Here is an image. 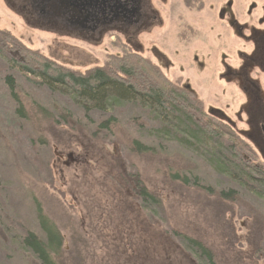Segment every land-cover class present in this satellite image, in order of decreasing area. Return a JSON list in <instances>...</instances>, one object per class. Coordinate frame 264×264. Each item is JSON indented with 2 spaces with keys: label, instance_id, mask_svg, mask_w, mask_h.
<instances>
[{
  "label": "rangeland",
  "instance_id": "374dc122",
  "mask_svg": "<svg viewBox=\"0 0 264 264\" xmlns=\"http://www.w3.org/2000/svg\"><path fill=\"white\" fill-rule=\"evenodd\" d=\"M227 1L208 0L204 12L197 13L182 0H170L163 10L166 29L145 40L169 55L157 62L173 80H188L205 107L221 108L234 119L241 98L235 86L220 81L223 68L217 60L227 55L236 66L238 53L248 49L224 21L214 25L212 7L216 11L217 4ZM263 4L233 0L232 11L243 24L254 6V18H259ZM13 5L11 11L0 3V30L21 35L41 54L68 56L74 64L92 59L103 64L108 55L122 53L119 33L87 43L40 22L26 27L21 17L28 14L21 12L22 5ZM8 76L14 79V95ZM91 105L65 87L50 90L34 83L0 54V264H37L23 239L28 233L44 238L42 226L62 237L57 264H128L126 255L134 250L141 254L147 246L159 253V244L175 252L167 264H210L187 240L201 243L215 264H242L236 250L245 244L251 250L264 247V195L256 192V180L262 177L242 174L231 163L229 140H215V148L206 150L200 142L186 143L184 132L169 128L139 102L104 112L87 110ZM110 119L115 122L100 128ZM134 142L152 152H135ZM250 160L261 163L258 157ZM217 162L231 172L221 171ZM136 181L156 202L138 198L135 187L130 191ZM229 190L238 195L223 204L216 195ZM118 253L122 257L114 258Z\"/></svg>",
  "mask_w": 264,
  "mask_h": 264
},
{
  "label": "trees",
  "instance_id": "16d2710c",
  "mask_svg": "<svg viewBox=\"0 0 264 264\" xmlns=\"http://www.w3.org/2000/svg\"><path fill=\"white\" fill-rule=\"evenodd\" d=\"M184 2L189 10L201 12L204 9L202 0H184ZM0 3L5 6V0H1ZM23 21L24 24L28 25L26 27H31L25 20ZM33 30L35 31V29ZM118 45L122 53L108 55L103 64L94 59L88 64H74L72 62L77 61L73 58L63 57V55L54 58L51 54L46 56L29 48L21 35L0 30V54L7 56L13 67L20 70L24 75L32 77L34 83L45 85L50 90L53 86L65 87L75 98L87 104H93L88 108L83 106L87 110L104 112L119 106L123 102H139V105L142 104L156 114L158 118H161L169 128H175L177 133L184 132L187 138L186 143L189 145H192L193 141H197L204 148L207 147L206 150H209L215 148L218 141L225 143L229 140L230 146L227 147L233 156L231 163L242 174L262 177V179L256 180V192H261L264 195V158L253 149L251 139L242 136L241 130L243 128L238 126L237 121L225 115L224 112L205 107L204 101L182 78L173 80L158 62L148 58L145 43L121 41ZM59 47L67 51L71 49L66 44H61ZM156 53L160 52L157 51ZM154 57L166 58V55L160 53L158 57L155 55ZM61 61L66 62V64L61 63ZM5 81L11 95H14L16 87L14 79L12 76H8ZM113 122H115L114 119L105 121L100 125V128L107 129ZM133 145L135 152L139 154L152 152V148L143 146L138 142H134ZM250 157L260 158L261 163H253ZM220 162L217 163L221 171H230L225 169L226 164ZM174 178L181 179L179 176ZM139 182L142 189L139 188ZM135 184L130 183L128 188L132 192L136 189L135 193L138 191V194L136 193L138 198L156 202L141 181H136ZM122 194L127 195V193ZM237 195L236 191L229 190L228 192H220L216 196L224 204V202L234 200ZM219 215L224 214L220 213ZM42 231L44 238L28 233L23 239V244L30 249L37 264H57L55 257L62 247V237L54 228L42 226ZM186 242L188 245L192 244L199 249L208 263L215 264L212 254L203 248L201 243L189 240ZM243 246L244 250L239 248L236 253L233 248V252L242 264H264V247L258 245L257 249L251 250L247 244ZM158 247L159 253L155 252V247L148 249V246L141 254L134 250L131 256L126 255V263L167 264L169 258L174 259V250L171 249L170 254L169 247L166 249L161 244ZM249 251H252V254H247ZM121 257L122 255L119 254L114 258Z\"/></svg>",
  "mask_w": 264,
  "mask_h": 264
},
{
  "label": "flooded vegetation",
  "instance_id": "af4514ba",
  "mask_svg": "<svg viewBox=\"0 0 264 264\" xmlns=\"http://www.w3.org/2000/svg\"><path fill=\"white\" fill-rule=\"evenodd\" d=\"M25 1L20 0L19 4L27 10L38 6L49 10L56 8L58 10L56 16L51 18H47L49 16L46 18L37 17L34 18V21L40 22L47 28L58 30L59 35L75 36L84 42L91 43L103 41L104 37L110 33H119L124 42L134 43L139 41L145 43L148 50L147 55H151L155 62L158 61V58H162L158 55L164 53L154 46L149 47L146 44L145 36L153 37L155 31L166 29L167 23L163 10L169 8L170 0H93V4L88 10L92 12L90 10L94 8V15L91 13V18L82 25L76 24V17H80L79 9L74 6L70 7L69 0ZM202 1L204 4L203 11H190L204 12L208 0ZM182 3L188 9L184 0H182ZM217 5H219L217 10L215 11L212 7L211 11L214 16V25L218 20L224 21L236 38L235 40L241 42L248 49L238 53L236 66L231 65L227 55H222L221 58L218 56L217 62L223 68L220 81L225 82L227 86L237 88L241 103L237 107L234 119L237 121L238 126L243 128L241 130L242 136L251 139L253 149L264 156V4L261 7L262 15L259 18H254V11L257 9L254 6L249 12L248 20L243 24L237 21L232 11L233 0ZM116 8H121V13H117ZM65 9L73 12H69L74 17L73 23L70 21V16L64 14ZM102 9L105 10L104 13L96 12V10ZM28 22L30 23V21ZM185 29L191 31L190 26H186ZM193 30L192 28V32ZM182 34L186 39V34ZM157 51L160 53H156ZM154 55L158 58H155ZM166 55L168 54L166 53ZM194 60L197 63V68L199 66V71L202 73L201 63L196 58ZM183 80L191 86L188 80ZM227 106L230 107V105ZM208 108L224 112L223 109L216 106ZM65 166L69 167L68 164Z\"/></svg>",
  "mask_w": 264,
  "mask_h": 264
},
{
  "label": "water",
  "instance_id": "95a60500",
  "mask_svg": "<svg viewBox=\"0 0 264 264\" xmlns=\"http://www.w3.org/2000/svg\"><path fill=\"white\" fill-rule=\"evenodd\" d=\"M69 1H70V3H69L70 7L74 6L76 9H79L78 13H80V17H76V20H75L76 24L78 23V24L82 25L84 22H87L91 18V13L94 15V8L90 10L92 12H89V10H88L93 4L92 3L93 0H69ZM38 9H40L42 15H46V12H45L46 8L45 7L38 6ZM57 11L58 10L56 8L52 9V12H53L52 15L56 16ZM104 11H105L104 9L99 10V11L96 10V12H99V13H104ZM115 11L117 13H119V12L121 13L122 9L116 8ZM69 12L73 13L71 10L65 9L64 14H68L70 16L69 18L71 19L70 21L73 23L74 17H73V15H70Z\"/></svg>",
  "mask_w": 264,
  "mask_h": 264
}]
</instances>
